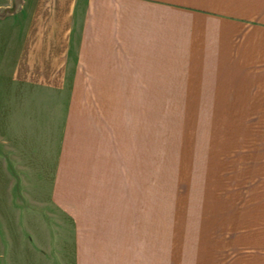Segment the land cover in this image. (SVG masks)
Wrapping results in <instances>:
<instances>
[{
    "label": "crops",
    "instance_id": "0c3cea01",
    "mask_svg": "<svg viewBox=\"0 0 264 264\" xmlns=\"http://www.w3.org/2000/svg\"><path fill=\"white\" fill-rule=\"evenodd\" d=\"M1 75L0 148L11 155L0 172L57 177L47 215L33 210L43 206L37 181L0 177V261L129 264L131 234H146L140 107L264 99V0H0ZM19 185L31 188L24 214L13 210ZM255 210L264 227V204Z\"/></svg>",
    "mask_w": 264,
    "mask_h": 264
},
{
    "label": "rangeland",
    "instance_id": "374dc122",
    "mask_svg": "<svg viewBox=\"0 0 264 264\" xmlns=\"http://www.w3.org/2000/svg\"><path fill=\"white\" fill-rule=\"evenodd\" d=\"M4 78L0 76L1 87L6 84ZM1 92L0 109L8 113L5 90ZM233 98L219 101L247 104L140 107L145 125V153L140 160L145 168L146 234L145 240L141 234L139 240L131 234L129 264L153 258L163 264L264 260V227L255 212L256 206L264 204V106L250 105V101L264 99ZM10 153L9 145L0 148V161L9 159ZM0 177L8 183L11 179L21 184L37 181L42 186L39 197L43 202L39 204L43 206L33 210L46 215L53 212L45 194L57 177L55 169L5 168ZM9 188V184L2 188L3 196ZM17 188L24 201L13 190V200L18 199L13 210L24 214L33 206L26 200L31 188ZM26 243L23 236L18 248L24 249ZM8 257V252L3 253L0 264L12 263ZM33 262L42 263L40 259Z\"/></svg>",
    "mask_w": 264,
    "mask_h": 264
}]
</instances>
